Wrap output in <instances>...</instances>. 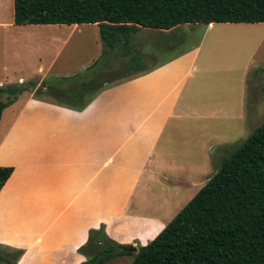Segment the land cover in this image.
Returning a JSON list of instances; mask_svg holds the SVG:
<instances>
[{
  "label": "crops",
  "instance_id": "obj_1",
  "mask_svg": "<svg viewBox=\"0 0 264 264\" xmlns=\"http://www.w3.org/2000/svg\"><path fill=\"white\" fill-rule=\"evenodd\" d=\"M8 1L0 29H29L7 38L14 59L21 58L18 48L36 56L44 40L55 54L70 34L61 39L55 28L78 27L15 26ZM202 26L204 40L214 29L235 25ZM41 29L53 32L44 38ZM237 30L215 33L226 38ZM200 45L157 59L136 54L149 60L145 70L104 82L80 110L32 94L17 99L0 140V167L13 169L0 190V246L22 250L17 264H81L86 259L77 250L100 227L118 245L143 246L179 212L184 197L189 202L201 168L193 162L173 167L174 143L181 155L204 162L215 134L240 120L246 104V85L241 101L235 79L232 84L224 76L221 83L215 78L224 70L198 59ZM48 73L49 65H37L26 77L45 89Z\"/></svg>",
  "mask_w": 264,
  "mask_h": 264
},
{
  "label": "trees",
  "instance_id": "obj_2",
  "mask_svg": "<svg viewBox=\"0 0 264 264\" xmlns=\"http://www.w3.org/2000/svg\"><path fill=\"white\" fill-rule=\"evenodd\" d=\"M210 23H264V0H12L15 26L96 25L102 67L109 69L106 59L116 57L123 71L131 70L122 78L146 68L143 59L129 53V38L139 29L167 31ZM99 58L88 68L93 76L98 74ZM35 87L33 81L0 85V116ZM44 91L52 93L46 87ZM64 95L81 99L84 89ZM41 96L39 90L33 94L36 99ZM12 170L0 167V190ZM134 249L114 243L100 227L88 232L77 252L87 258L81 264H103L120 256H133L129 264H264V122L221 161L152 240ZM10 251L11 256L0 252V264H17L22 251Z\"/></svg>",
  "mask_w": 264,
  "mask_h": 264
},
{
  "label": "rangeland",
  "instance_id": "obj_3",
  "mask_svg": "<svg viewBox=\"0 0 264 264\" xmlns=\"http://www.w3.org/2000/svg\"><path fill=\"white\" fill-rule=\"evenodd\" d=\"M8 2V0H0V22L6 14H9ZM10 9L12 10V0ZM230 25L235 26L214 29L210 33H207L204 40H202L204 26L199 24H183L167 31L151 29L139 30L129 38L130 54L154 55V59L185 52L201 44L198 59H208L213 68L218 67L224 70V72L219 73L221 78L218 77V74H216L217 77L215 76V79H220L221 83L224 82V76L228 79L230 75L232 84H234L235 79L237 88L239 89L241 86L243 93L241 101L244 98L246 85V104L242 107V118L231 121L230 127L227 126V128L219 129L221 131L215 134L204 162L201 161L200 156L181 155V151L173 142L174 150L172 154L168 155V160L175 163L173 167H178L179 163L182 162H193L192 164L201 168L199 174L192 177L194 178L192 181L196 187L191 189L192 191L188 195L190 198L217 171L221 161L239 147L252 134L255 128L264 122V23ZM228 29L246 30L250 35L236 37L235 35L229 34L226 38L222 35L219 38L221 39L220 41H213L212 36L216 34L215 32H222ZM25 30L29 29H0V83L1 85L17 84L18 77L22 78L24 82H29L31 80H27V73H35L37 65L43 70L49 65V73L43 77V82L46 88L52 91V93L43 94L45 93V89L38 83L29 93H22L19 97L21 98L20 101L30 94L33 96L35 91L39 90L43 95L41 98L44 100L65 105L72 103L81 106L87 99L93 96L92 94L104 82L118 80L124 73L131 72V70L123 71L116 57L106 59V63L110 67L109 69L102 67L101 61L103 58L100 57L102 46L98 36L97 26L92 24L80 25L72 29L55 28L54 32L59 34L61 39L65 38L66 34L70 32L68 38L60 44L59 48L57 46L58 49H55L57 52L55 54L52 52L54 50L53 47L47 44V40H44L39 47L40 53L36 56L31 55L25 57L24 54H27L25 50L18 48L21 58L14 59L11 57V50L9 49L7 38L10 35L16 34L17 31L22 32ZM39 31L43 34L44 38L47 34L53 32L51 29H41ZM23 44V42L20 43V45ZM119 51L121 52V50ZM98 58L100 65L98 74L90 77L91 71L88 68ZM145 62L148 64L149 60H145ZM72 77L74 81H72ZM83 83H86V86H83ZM83 89L84 96L81 99L67 98L64 95V92L72 94L83 91ZM237 94L239 96V93ZM17 102L16 100L1 113L0 140L3 138L8 123L17 110L18 106L15 108ZM216 127L220 128V125ZM177 138L176 143L178 144L180 138ZM1 155L4 157V154L1 153ZM217 162L219 163L217 164ZM182 188L185 189L184 187ZM195 189L196 191L194 192ZM185 198L181 200L182 206L188 202ZM138 211L140 212L142 209H138ZM130 246L136 248L138 243L135 242ZM13 249L15 248L0 246V252L8 256H11L10 250ZM132 258L133 256L114 257L103 264H129Z\"/></svg>",
  "mask_w": 264,
  "mask_h": 264
},
{
  "label": "bare ground",
  "instance_id": "obj_4",
  "mask_svg": "<svg viewBox=\"0 0 264 264\" xmlns=\"http://www.w3.org/2000/svg\"><path fill=\"white\" fill-rule=\"evenodd\" d=\"M241 31H242V30L233 31V35L238 34V33H235V32H240V36H241V34L243 35V32L241 33ZM231 32H232V30H231ZM221 33H222V32H221ZM234 33H235V34H234ZM244 33L246 34L245 31H244ZM222 34H223V33H222ZM222 34H221V35H222ZM245 34H244V35H245ZM213 35H214L213 37H215V35H216V36H218V35L220 36V34H218V33H217V34H213ZM228 35H229V34H228ZM230 35H232V34L230 33ZM244 35H243V36H244ZM235 36H239V34H238V35H235ZM224 37H225V36H224Z\"/></svg>",
  "mask_w": 264,
  "mask_h": 264
},
{
  "label": "water",
  "instance_id": "obj_5",
  "mask_svg": "<svg viewBox=\"0 0 264 264\" xmlns=\"http://www.w3.org/2000/svg\"><path fill=\"white\" fill-rule=\"evenodd\" d=\"M133 252H135V249L133 248Z\"/></svg>",
  "mask_w": 264,
  "mask_h": 264
}]
</instances>
